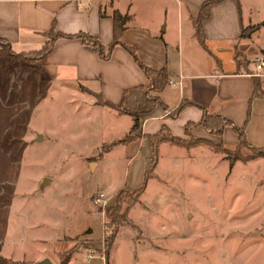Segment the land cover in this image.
Segmentation results:
<instances>
[{
  "label": "rangeland",
  "instance_id": "rangeland-1",
  "mask_svg": "<svg viewBox=\"0 0 264 264\" xmlns=\"http://www.w3.org/2000/svg\"><path fill=\"white\" fill-rule=\"evenodd\" d=\"M27 57L0 54V264H264V152L247 146L226 155L211 140L204 173L171 171L164 151L142 197L147 207L127 213L104 247L105 213L120 190L104 213L95 199L122 180L126 162L103 141L122 125L107 124L91 94L31 69L37 64ZM171 175L179 176V198L152 201L157 187L173 186Z\"/></svg>",
  "mask_w": 264,
  "mask_h": 264
},
{
  "label": "crops",
  "instance_id": "crops-1",
  "mask_svg": "<svg viewBox=\"0 0 264 264\" xmlns=\"http://www.w3.org/2000/svg\"><path fill=\"white\" fill-rule=\"evenodd\" d=\"M203 1L0 0V36L8 40L15 52L38 48L41 44L28 50H14L12 46L42 43L45 36L41 32L50 26H54L55 31H84L98 35L107 47L113 37L111 14L113 9H118L131 15L121 39L137 47V54L145 64L153 68L165 67L169 82L157 94L167 107L156 104L150 112L142 113L138 128L131 133L133 137L114 145L121 148L126 164L122 180L115 187L104 188L109 193L108 199L120 189L133 190L142 184L151 156L148 134L158 131L163 124L173 135L186 139L192 135L207 139V142L189 147L172 141L161 142L154 174L147 178L139 201L128 210V217L133 208L147 207L142 197L148 184L155 178L158 180L164 151L168 156L166 166L171 171L187 165L188 174L193 173L189 166L197 172H205L211 158L209 150L204 152L208 140L229 149L235 148L239 138L232 125L243 128L250 145L264 146V96H253L254 77H259L263 89L264 78L252 74L254 58L264 56V10L258 9L260 3L255 0L212 3L208 17L202 21L203 45L197 39L194 27ZM35 63L50 78L58 76L64 86L77 84L82 88L80 92L91 94L95 99L92 109L102 115L107 124L122 125L120 133L103 143L129 134L132 117L100 103L95 95L98 93L102 100L120 105L125 88L147 82L141 68L122 45L115 44L109 57L103 59L97 51L87 47L81 37H58L52 49ZM183 100L198 102L207 112L219 114L232 123L224 125L220 133L196 125L203 109L193 104L172 115ZM186 124H189L187 129ZM99 162L97 159L94 163ZM170 181L173 184L170 190L166 192L157 187L158 194L152 201L155 197L165 202L179 198L183 192L179 176L171 175Z\"/></svg>",
  "mask_w": 264,
  "mask_h": 264
},
{
  "label": "trees",
  "instance_id": "trees-1",
  "mask_svg": "<svg viewBox=\"0 0 264 264\" xmlns=\"http://www.w3.org/2000/svg\"><path fill=\"white\" fill-rule=\"evenodd\" d=\"M221 0H204L200 10L197 19L194 21V27H195V35L199 42L204 45V33H203V27H202V21L209 15L211 4L214 2H219ZM112 19H113V37L111 42L108 44L107 47H104L102 44L100 38L98 35L89 34L84 31H78L75 33H66L62 31H55L54 26H50L49 29L42 31L41 33L45 36V40L41 43V45L38 48L28 50V51H13L10 46L9 42L6 38L0 36V47H4L5 50H1L0 48V54L2 55L5 53V55H14V56H28L27 58L30 60H36L43 54L47 53L52 49L53 42L58 37H71V36H77L81 37L84 44L89 47L92 50H95L98 52L99 56L103 59H107L111 53V50L115 44L122 45L133 57L134 61L137 63V65L141 68L143 73L145 74L147 78L146 83H140L136 84L130 87H127L123 90L122 98L120 105H114L110 102H107L105 100H102L99 97V94H95L97 97V100L105 104L118 112L121 113H127L132 117V125L129 130V134L124 135L121 138L112 140L110 142H107L108 147H112L114 145H117L119 143H124L133 137L131 133H133L139 126V120L142 113L150 112L156 104H161L164 108L167 106L162 102L161 98L157 94L158 91L162 90L169 82V78L166 72L165 67L161 68H153L144 62L141 61L137 54V47L135 45H129L125 43L121 39V34L123 30L126 28L127 23L131 19V15L128 13H122L118 9H113L112 11ZM255 27V26H252ZM251 28V27H250ZM245 28H243L244 31ZM242 34V32H241ZM264 53V50H262ZM36 67V68H35ZM31 69H38L40 68L38 66H35ZM255 86L253 90V96H264V89L261 87L260 79L259 77L255 76ZM193 104L202 107L203 114L201 118L196 122V125H203L206 129H208L211 132L214 133H220L222 132V129L224 125L228 123H232L231 120L225 117H221L219 114L215 113H209L206 111L205 107H203L198 102L192 101V100H183L179 103V105L176 107V109L171 113L172 115L176 114L179 110H181L184 106ZM189 124H186L185 129H187ZM233 129L238 134L239 141L237 145L235 146L234 150L239 151L241 147H250L254 150V155H260L264 152V146L262 147H254L249 144L247 141L243 128L238 127L236 125H232ZM150 146H151V156L150 161L147 166V168L144 171V178L142 184L133 189H120V193L117 195V198L115 199V202L112 206H109L107 208V211L105 213V221H104V236H103V245L104 247H110V244L114 240L117 232V227L121 222L124 220L126 214L128 213V210L130 206L139 200V196L141 192L144 189L146 180L148 177L154 174L155 167L158 162L159 157V145L163 141H172L181 145H184L186 147H189L195 143L198 142H207L206 139L202 138H195L193 141L188 140L186 138H182L176 135H173L168 127L163 124L160 129L154 133L148 134ZM213 145V144H212ZM215 148L217 150L223 151L228 155L230 154L231 149L224 147V146H216L214 144ZM233 157H241V154L239 152H236ZM122 205L124 208H122ZM125 205V206H124ZM105 256V262L107 263L108 256L104 254ZM65 260H62V263ZM8 264H15L13 262H7Z\"/></svg>",
  "mask_w": 264,
  "mask_h": 264
},
{
  "label": "built area",
  "instance_id": "built-area-1",
  "mask_svg": "<svg viewBox=\"0 0 264 264\" xmlns=\"http://www.w3.org/2000/svg\"><path fill=\"white\" fill-rule=\"evenodd\" d=\"M254 64H255V68L252 71V74L254 75H258L261 76L262 78H264V56L260 55V56H256L254 58ZM106 192H100L98 197L95 199L96 202H99L101 208L103 209V213L105 210V207L107 205V201H108V197L109 195H105Z\"/></svg>",
  "mask_w": 264,
  "mask_h": 264
},
{
  "label": "water",
  "instance_id": "water-1",
  "mask_svg": "<svg viewBox=\"0 0 264 264\" xmlns=\"http://www.w3.org/2000/svg\"><path fill=\"white\" fill-rule=\"evenodd\" d=\"M47 177L43 178V183L47 181ZM24 264H55L52 260H50L48 257H42L38 260L32 261V262H27Z\"/></svg>",
  "mask_w": 264,
  "mask_h": 264
}]
</instances>
